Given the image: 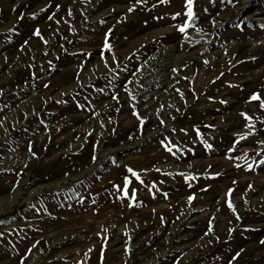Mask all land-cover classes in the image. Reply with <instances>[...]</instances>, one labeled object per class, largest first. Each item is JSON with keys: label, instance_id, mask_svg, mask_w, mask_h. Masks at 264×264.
<instances>
[{"label": "rangeland", "instance_id": "obj_1", "mask_svg": "<svg viewBox=\"0 0 264 264\" xmlns=\"http://www.w3.org/2000/svg\"><path fill=\"white\" fill-rule=\"evenodd\" d=\"M192 12L0 0V264H264V0Z\"/></svg>", "mask_w": 264, "mask_h": 264}, {"label": "snow or ice", "instance_id": "obj_2", "mask_svg": "<svg viewBox=\"0 0 264 264\" xmlns=\"http://www.w3.org/2000/svg\"><path fill=\"white\" fill-rule=\"evenodd\" d=\"M142 0H137V3H141ZM167 0H160V3H166ZM185 4H186V8H187V16L189 18V20L193 19V12H192V6H193V0H185ZM133 11L132 8H129V12ZM179 15V14H177ZM49 19H51V17H49ZM189 27V24L188 23H185L184 25L180 26L179 27V31L180 32H184L185 29ZM36 35H39V31L37 30V32L35 33ZM105 48L106 49H110V45L107 43V36H106V39H105ZM207 63V62H205ZM260 99L259 95L258 94H253L251 97H250V100H258ZM261 107L264 108V103L261 104ZM135 114V113H134ZM242 115L245 116L246 119H250L249 117L246 116V114H243ZM248 127H251V125L249 124ZM240 139H244V137H240ZM210 147V146H209ZM231 151V150H230ZM251 167V166H249ZM130 172H132L131 169H129ZM133 176H136L137 179H139L138 175L135 173V172H132ZM129 183V181L126 179L125 180V185H127ZM251 187V186H250ZM231 189L229 190V195L231 194ZM125 195H127V192L125 191ZM133 196H134V193H133ZM194 197H189V201H191ZM228 207L230 209H233V205L231 204V201L229 200L228 201ZM234 210V209H233ZM211 231V224H210V229ZM262 243H264V241H262Z\"/></svg>", "mask_w": 264, "mask_h": 264}, {"label": "bare ground", "instance_id": "obj_3", "mask_svg": "<svg viewBox=\"0 0 264 264\" xmlns=\"http://www.w3.org/2000/svg\"><path fill=\"white\" fill-rule=\"evenodd\" d=\"M107 31H108V30H107ZM189 33H190V32H189ZM189 35H190L191 37H192V36H195V34H194V33H191V34H189ZM241 131H242V130H241Z\"/></svg>", "mask_w": 264, "mask_h": 264}]
</instances>
